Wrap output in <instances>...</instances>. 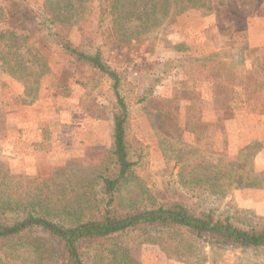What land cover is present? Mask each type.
<instances>
[{"label":"trees","instance_id":"trees-1","mask_svg":"<svg viewBox=\"0 0 264 264\" xmlns=\"http://www.w3.org/2000/svg\"><path fill=\"white\" fill-rule=\"evenodd\" d=\"M229 2L39 0L30 6L29 0H0V74L22 84L32 102L41 79L51 72L48 57L65 58L73 65L72 83L91 85V90L103 82L108 85L112 123L111 142L97 174L74 198L59 205L50 200H7L0 194V264H139L132 249L141 243L157 245L184 264H202L206 257L200 250L205 246L264 250V220L239 219L203 200H158L146 187L130 136L129 105L123 94L128 82L110 61L188 10L211 13L214 5ZM254 15L264 18V0H256ZM64 27L75 28L81 42L71 43ZM224 57L231 84H210V94L212 131L227 150L228 131L238 114L263 119L264 133V47L245 46L237 57ZM201 102L200 92L189 81L179 82L169 95L144 89L136 101L150 109L156 135L204 138ZM253 147L238 149L223 168L198 164L181 172L178 176L190 177L180 179L182 186L219 198L234 189L264 188V173L247 163L252 155L246 153ZM132 184L137 193L129 199L124 190Z\"/></svg>","mask_w":264,"mask_h":264},{"label":"rangeland","instance_id":"rangeland-1","mask_svg":"<svg viewBox=\"0 0 264 264\" xmlns=\"http://www.w3.org/2000/svg\"><path fill=\"white\" fill-rule=\"evenodd\" d=\"M255 6L256 0H230L226 6L214 5L211 13L188 10L148 41L124 47L117 59H110L128 82L123 94L129 105L130 136L139 155L141 180L156 199L190 204L203 200L239 219L264 220V188L234 189L219 198L182 186L180 179L190 177L178 176L198 164L217 169L247 145L254 146L246 153L252 155L247 163L264 173L263 119L238 114L223 150L222 139L212 131L210 94V84H231L225 54L237 57L245 46L264 47V18L254 15ZM252 17L259 20L252 22ZM65 32L71 43L81 42L75 28ZM241 32L244 38L231 36ZM48 58L51 72L41 79L32 102L22 84L0 74V194L7 200H50L60 205L63 199L74 198L82 184L93 181L111 142L108 85L103 82L91 90L90 84H74L69 78L72 63L58 55ZM182 81L194 83L200 92L204 138L156 135L150 109L136 103L144 89L169 95ZM136 193L134 184L124 190L129 199ZM200 251L206 257L202 264H264V250L205 246ZM132 252L139 264H184L157 245L141 243Z\"/></svg>","mask_w":264,"mask_h":264},{"label":"crops","instance_id":"crops-1","mask_svg":"<svg viewBox=\"0 0 264 264\" xmlns=\"http://www.w3.org/2000/svg\"><path fill=\"white\" fill-rule=\"evenodd\" d=\"M249 20V19H248ZM257 20H259L258 18L256 19V17H252V19H250V21H257ZM258 23H260V22H258Z\"/></svg>","mask_w":264,"mask_h":264}]
</instances>
